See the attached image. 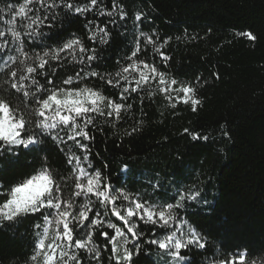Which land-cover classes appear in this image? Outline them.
I'll return each instance as SVG.
<instances>
[{
    "label": "trees",
    "instance_id": "1",
    "mask_svg": "<svg viewBox=\"0 0 264 264\" xmlns=\"http://www.w3.org/2000/svg\"><path fill=\"white\" fill-rule=\"evenodd\" d=\"M18 2L22 0H0V7ZM119 3L126 20L101 17L96 10L68 14L51 30L45 29L50 35L42 43L28 44L39 50L79 36L98 50L93 67L111 72L132 50L139 31L156 33L169 40L164 51L171 60L162 63L156 57L155 62L177 81L196 85L201 105L194 112L184 104L173 109L160 95L146 99L137 105L134 119L127 118L117 128L101 124L103 131L92 130L93 165L114 188L158 203L172 202L178 191L188 188L200 191L197 201H187L179 210L209 242L208 251L192 248L184 253L189 264H209L217 249L229 255L245 250L249 264H264V0ZM100 7L111 9L112 0H101ZM137 12L143 13L142 22L134 20ZM90 21L107 25V45L87 39ZM246 32L257 39L240 35ZM7 55V50L0 53V60ZM148 55L151 58L150 50ZM137 121H142L140 130L126 135ZM193 134L208 139H193ZM43 147L39 153L20 148L0 154V184L6 189L24 180L39 168L45 153L53 168L65 172L63 146L49 141ZM39 222L36 214L0 224V264H29L36 242L33 226ZM143 231L147 239L153 228L146 225ZM142 248L135 264H166L167 257L155 246Z\"/></svg>",
    "mask_w": 264,
    "mask_h": 264
},
{
    "label": "snow or ice",
    "instance_id": "2",
    "mask_svg": "<svg viewBox=\"0 0 264 264\" xmlns=\"http://www.w3.org/2000/svg\"><path fill=\"white\" fill-rule=\"evenodd\" d=\"M100 4L101 0L82 4L22 0L0 7L4 24L0 53L8 52L0 60V154L20 148L43 152L51 141L63 146L60 151L67 166L63 173L53 168L45 153L39 168L24 180L6 189L0 184V224L39 214L29 264H135L142 245L155 246L167 257L166 264H189L184 253L192 248L208 251L209 242L181 218L179 210L187 201H197L200 191L188 188L178 191L172 202L158 203L114 188L91 159L92 130L103 131L101 124L117 128L127 118L134 119V110L146 99L160 95L173 109L184 104L198 110L197 86L177 81L155 62L156 57L162 63L171 60L164 51L169 40L139 31L132 50L111 72L93 67L98 50L86 46L79 36L39 50L28 44L42 43L50 35L45 29L51 30L68 14L96 10L101 17L127 19L119 0H112L111 9ZM134 20L142 22L143 13L137 12ZM86 28L89 41L109 43L107 25L90 21ZM240 35L257 39L251 32ZM109 89L117 91L109 94ZM141 124L137 121L125 134L133 135ZM192 138L208 139L196 134ZM146 225L153 228L147 239ZM249 256L245 250L229 255L217 249L209 264H249Z\"/></svg>",
    "mask_w": 264,
    "mask_h": 264
}]
</instances>
